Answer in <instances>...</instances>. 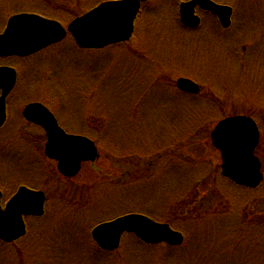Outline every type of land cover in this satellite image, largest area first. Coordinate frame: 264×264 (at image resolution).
<instances>
[{"label": "rangeland", "instance_id": "obj_1", "mask_svg": "<svg viewBox=\"0 0 264 264\" xmlns=\"http://www.w3.org/2000/svg\"><path fill=\"white\" fill-rule=\"evenodd\" d=\"M79 1L0 0V32L16 12L67 25L105 0ZM182 1L149 0L128 45L83 51L66 38L35 56L0 61L20 72L0 129V189L4 200L21 185L49 199L43 218L27 220L23 240H0V264H264V228L244 216L264 220V183L247 190L222 178L210 138L219 120L251 113L264 163V0H214L233 7L230 29L199 11L202 26L192 32L180 22ZM182 76L202 93L179 91ZM33 101L50 106L66 130L90 134L99 160L59 179L43 154V130L23 119ZM210 174L216 180L198 195ZM128 213L172 218L184 244L145 245L127 235L119 251H100L92 229Z\"/></svg>", "mask_w": 264, "mask_h": 264}, {"label": "water", "instance_id": "obj_2", "mask_svg": "<svg viewBox=\"0 0 264 264\" xmlns=\"http://www.w3.org/2000/svg\"><path fill=\"white\" fill-rule=\"evenodd\" d=\"M146 0H109L100 3L86 14L75 18L67 28L59 21L38 14L22 13L12 16L0 34V57L32 55L51 44L64 40L71 33L77 45L85 49H102L108 45L128 41L135 31V20ZM217 15L221 25L231 24L233 9L212 0H190L180 5L184 25L197 27L200 17L196 7ZM16 70L0 66V127L7 118L6 99L16 83ZM177 86L184 91L198 93L200 87L190 79L180 78ZM24 117L41 125L48 136L45 154L57 161L58 170L66 177L77 175L86 161L99 156L94 141L88 137L68 134L58 124L54 114L42 103H30L23 110ZM211 139L222 156V175L235 184L256 188L264 179L261 161L255 155L260 132L256 122L238 115L221 120L211 133ZM0 239L11 242L26 234L25 216L44 214L45 195L42 191L21 186L17 193L1 205ZM133 233L146 244L180 245L184 235L168 223L158 222L142 214H127L98 224L93 239L104 250L114 251L122 236Z\"/></svg>", "mask_w": 264, "mask_h": 264}, {"label": "trees", "instance_id": "obj_3", "mask_svg": "<svg viewBox=\"0 0 264 264\" xmlns=\"http://www.w3.org/2000/svg\"><path fill=\"white\" fill-rule=\"evenodd\" d=\"M79 2H81V0L79 1ZM78 10V9H77ZM214 101L218 104V105H220L221 103H219L220 101H217L216 99H214ZM250 115H251V113H249ZM57 173V172H56ZM57 175H58V173H57ZM216 180V174H210V175H207V177L204 179V181H201V183H200V185L198 184L197 185V188L199 189V191H197V193H198V195L201 193L200 191L203 189V187H202V185L201 184H205V183H207V182H211V183H213L214 181ZM245 216V219H247V220H254V218H256V219H258L259 221V223L257 224L260 228H264L263 226H264V220L262 219V217L261 216H256V214H246V215H244ZM255 219V220H256ZM166 222H169V223H171V224H173V220H172V218H169ZM255 222V221H254Z\"/></svg>", "mask_w": 264, "mask_h": 264}, {"label": "flooded vegetation", "instance_id": "obj_4", "mask_svg": "<svg viewBox=\"0 0 264 264\" xmlns=\"http://www.w3.org/2000/svg\"><path fill=\"white\" fill-rule=\"evenodd\" d=\"M17 13V12H16ZM15 14V13H14ZM13 15V14H12ZM12 15H10V16H12ZM9 16V17H10ZM190 30H192V29H190ZM43 133H44V135H45V137L47 138V136H46V133L43 131ZM79 134H82V133H79Z\"/></svg>", "mask_w": 264, "mask_h": 264}]
</instances>
